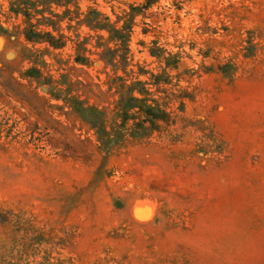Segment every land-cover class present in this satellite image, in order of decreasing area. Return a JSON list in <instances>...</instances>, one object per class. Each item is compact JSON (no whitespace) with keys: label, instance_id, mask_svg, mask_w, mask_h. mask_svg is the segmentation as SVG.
Listing matches in <instances>:
<instances>
[{"label":"rangeland","instance_id":"1","mask_svg":"<svg viewBox=\"0 0 264 264\" xmlns=\"http://www.w3.org/2000/svg\"><path fill=\"white\" fill-rule=\"evenodd\" d=\"M0 264H264V0H0Z\"/></svg>","mask_w":264,"mask_h":264},{"label":"trees","instance_id":"2","mask_svg":"<svg viewBox=\"0 0 264 264\" xmlns=\"http://www.w3.org/2000/svg\"><path fill=\"white\" fill-rule=\"evenodd\" d=\"M33 36V34H27V38L30 39ZM52 43V42H50Z\"/></svg>","mask_w":264,"mask_h":264}]
</instances>
